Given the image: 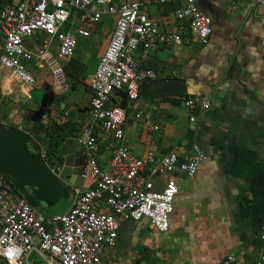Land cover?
Returning a JSON list of instances; mask_svg holds the SVG:
<instances>
[{"label":"crops","instance_id":"0c3cea01","mask_svg":"<svg viewBox=\"0 0 264 264\" xmlns=\"http://www.w3.org/2000/svg\"><path fill=\"white\" fill-rule=\"evenodd\" d=\"M128 1L134 0H114L117 4ZM174 8L173 4H150L144 12L162 31L177 32L186 39L191 34L185 23L175 19ZM199 8L212 19L207 45H201L191 36V41L185 40L182 46L160 45L158 50H138L136 58L140 65L156 67L158 80H181L186 93L128 100L121 145L133 157L154 154L157 164L173 152L189 160L195 145L200 147L205 159L192 178L163 173L155 178L156 188L164 187L170 179L179 188L169 230L159 232L148 219L135 221L123 243L119 234L118 245L103 249L101 264H220L230 255L239 264H255L259 257L263 246L259 231L264 227V4L253 0H201ZM115 22L116 17L106 16L88 37L81 36L92 37V42H86L87 47L99 40V55L89 61L94 69L87 74L86 64L74 56L84 65V71L78 80L71 81L74 88L71 103L64 104L62 109L54 108L58 115L53 116L52 112L43 119L45 125L56 121L65 126L58 148L63 159L69 155H78L80 161L83 158L77 138L89 123L87 88L112 37ZM102 33L107 35L103 37ZM3 40L0 33V53ZM161 52L169 55L167 60L159 55ZM168 63L178 65L179 69ZM34 71L38 78L40 71ZM46 76L44 81H37L36 88L47 83L54 85L51 76L48 73ZM30 90L9 79L7 73L0 76V112L6 110L0 113V122L12 125L9 117L24 110ZM198 97L206 98L211 107L189 108L187 101ZM122 100V91L113 93V106L121 107ZM35 106L38 109V104ZM36 108L24 110L25 117ZM70 109L79 115L75 116ZM64 111L70 112L68 124L61 120ZM191 118L196 119L194 123ZM12 126L24 127L31 133L24 123ZM155 126L159 130H154ZM41 145L45 156L47 144ZM117 146L113 139L98 143L96 157L102 170H110ZM56 156L50 164L55 171L61 168ZM90 187L92 182L85 179L78 193ZM73 202H69L64 212L41 214L45 217L63 214ZM100 209L110 212L106 206ZM33 258L36 261V256ZM0 264H4L1 259Z\"/></svg>","mask_w":264,"mask_h":264},{"label":"built area","instance_id":"2783aa9c","mask_svg":"<svg viewBox=\"0 0 264 264\" xmlns=\"http://www.w3.org/2000/svg\"><path fill=\"white\" fill-rule=\"evenodd\" d=\"M201 0H134L117 4L114 0H0V76L36 87L35 69L49 70L57 94L69 85L61 60L72 59L78 47L73 29L88 37L106 16L116 17L114 32L87 88L90 96L89 123L77 138L84 161V178L92 187L77 194L70 209L45 217L24 198L15 195L0 176V259L4 264H101L103 249L114 246L124 220L148 219L159 232L170 228L177 183L170 179L156 188L161 173L192 178L205 154L198 145L194 155L183 160L170 153L156 160L150 153L133 157L121 142L126 112L111 103L113 93L126 92L130 101L140 98V87L155 82L159 75L137 61L139 47L158 50L160 45L182 46L191 36L207 45L212 19L200 8ZM223 1V0H218ZM264 4V0H253ZM150 4L175 5L174 17L190 32L186 39L177 32L162 31L144 8ZM89 27V29L87 28ZM29 44V45H28ZM191 109L208 110L206 98L187 101ZM70 114L66 111L64 116ZM140 117V114L137 115ZM191 118V123L195 122ZM159 130V127H154ZM113 139L115 148L109 171L101 169L97 157L100 141ZM102 206L110 209L105 212ZM263 246L255 264H264V227L259 231ZM36 256V261H34ZM220 264H239L232 255Z\"/></svg>","mask_w":264,"mask_h":264},{"label":"water","instance_id":"95a60500","mask_svg":"<svg viewBox=\"0 0 264 264\" xmlns=\"http://www.w3.org/2000/svg\"><path fill=\"white\" fill-rule=\"evenodd\" d=\"M139 49L143 50V47L140 46ZM159 55L164 60L169 56L164 52ZM168 64L179 69L178 65ZM67 81L72 83V79ZM185 93V85L175 78L158 80L148 87H140V98L143 99ZM122 95L120 108L126 110L128 95L126 92H122ZM29 98L38 104L37 110L29 111L26 115L31 123L43 121L52 113V109H62L66 101L65 97L57 94L53 85L48 83L41 88H32L29 91ZM78 157L66 156L61 168L55 171L45 160L41 143L27 129L0 122V176L40 214L43 208L55 207L61 200L74 201L78 191L83 188L85 161L84 157L81 161L77 160ZM135 224L136 222L130 219L122 222L119 231L122 243L127 230L130 232Z\"/></svg>","mask_w":264,"mask_h":264},{"label":"rangeland","instance_id":"374dc122","mask_svg":"<svg viewBox=\"0 0 264 264\" xmlns=\"http://www.w3.org/2000/svg\"><path fill=\"white\" fill-rule=\"evenodd\" d=\"M102 26L100 25L99 28H101ZM78 29H79V25L76 24L75 25V28L73 29V32H75L76 34V37H77V40H78V47L76 49V53H75V57H78L81 61H83L86 66H87V74L91 73L94 69V66L93 64L89 63V61L91 60H96V58L98 57L99 55V50L100 48H98V39L97 41L94 43V44H91V46L87 47L88 45H86V42L89 41V42H92V37L91 38H83L81 36H79V34L77 33L78 32ZM100 31V30H99ZM98 31V32H99ZM103 34V37L107 35V33H102ZM82 40H85L83 41L82 43ZM102 42V41H101ZM67 61H70V59H64V60H61V63L64 64L66 63ZM101 61V59H100ZM99 61V62H100ZM99 64V63H98ZM98 66V65H97ZM45 71L41 72L40 70H38V68H36V72L40 71L39 74L40 76L37 78L36 76V85L35 86H38L37 84V81L41 82V81H44L45 79L43 78H46V74L48 73L51 78L53 79L52 77V73L49 71V70H46V68H44ZM35 102L29 100L27 102V105L25 106L24 110L26 112V110L29 108H36L37 106H35ZM37 109V108H36ZM8 110V109H7ZM9 110H11L9 108ZM24 110L20 111V113H17V114H14L12 116L9 117V122L10 124H18V123H24L28 128H31L32 125L30 124V122L27 120V118L25 117L24 115ZM73 114L75 116L79 115L78 112H76L75 110L73 109H70ZM23 112V113H22ZM53 116H56L58 115L57 111L54 109L53 111ZM2 114L6 113V110L5 112H0ZM59 116H60V113H59ZM68 117H65L64 114H62L61 116V120H65L67 121ZM69 202H66L64 200H61L55 207H52V208H43L41 213L44 214V215H52V214H56V213H60V212H64L65 210L68 209L69 207Z\"/></svg>","mask_w":264,"mask_h":264},{"label":"trees","instance_id":"16d2710c","mask_svg":"<svg viewBox=\"0 0 264 264\" xmlns=\"http://www.w3.org/2000/svg\"><path fill=\"white\" fill-rule=\"evenodd\" d=\"M143 68H150L153 70H156V67L153 65L149 64H141L140 65ZM65 75L67 77V80L72 79V80H78L81 76V74L84 71V65L81 64L77 59L72 58L70 61L63 66ZM65 112V111H64ZM63 124H68L69 121L63 120ZM31 134L35 137V139L39 143H46L47 148L45 150V160L47 163L50 165L51 163V158L55 157L59 161V165H62L64 162L63 157L59 154L58 148L60 144V133H63L64 130V125H59L56 121H52L50 125H45L43 121L39 123H31ZM65 138V136H63ZM62 139V138H61ZM15 195L23 198L17 191L13 190L12 191Z\"/></svg>","mask_w":264,"mask_h":264},{"label":"flooded vegetation","instance_id":"af4514ba","mask_svg":"<svg viewBox=\"0 0 264 264\" xmlns=\"http://www.w3.org/2000/svg\"><path fill=\"white\" fill-rule=\"evenodd\" d=\"M68 85H69L68 91L61 95L62 97H65V99H66L64 104L71 103L70 99H71V96H72V88H73V86L71 85V83H68Z\"/></svg>","mask_w":264,"mask_h":264}]
</instances>
